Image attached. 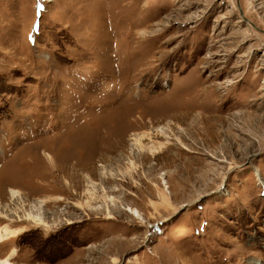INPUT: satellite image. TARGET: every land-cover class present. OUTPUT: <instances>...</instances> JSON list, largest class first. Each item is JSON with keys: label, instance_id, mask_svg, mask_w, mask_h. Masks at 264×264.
Wrapping results in <instances>:
<instances>
[{"label": "rangeland", "instance_id": "1", "mask_svg": "<svg viewBox=\"0 0 264 264\" xmlns=\"http://www.w3.org/2000/svg\"><path fill=\"white\" fill-rule=\"evenodd\" d=\"M5 210L15 264H264V0H0Z\"/></svg>", "mask_w": 264, "mask_h": 264}, {"label": "bare ground", "instance_id": "2", "mask_svg": "<svg viewBox=\"0 0 264 264\" xmlns=\"http://www.w3.org/2000/svg\"><path fill=\"white\" fill-rule=\"evenodd\" d=\"M148 136V135H147ZM150 136V135H149ZM146 137V136H145ZM144 137V138H145ZM144 139H142L143 141ZM136 143V142H135ZM138 145V144H137ZM142 147V146H141ZM146 147V146H145ZM143 148H144V144H143ZM147 148V147H146ZM147 150V149H146ZM43 154L50 160H53V156L48 153V152H43ZM152 154V152H151ZM129 171V170H128ZM163 177V176H162ZM163 181V180H162ZM167 183V181H166ZM157 187V186H156ZM116 190V189H114ZM120 190V189H119ZM117 191V190H116ZM25 192V191H24ZM90 192V200L87 201L84 205L87 208H90L91 210L93 209L91 206V201L94 198V192L93 191H89ZM8 193L10 194V201L12 202H19L20 204H24L25 201H28V196L23 193L22 191L15 189V188H9L8 189ZM166 193V192H165ZM29 195V194H28ZM31 195H34L33 193ZM43 195V194H42ZM54 195V194H53ZM30 196V195H29ZM164 194H162L161 198L162 201H165L166 198V194L165 197H163ZM31 197V196H30ZM56 199V200H55ZM110 199V204L114 207L116 206V201L115 198H108ZM63 198L60 197H53V196H40L39 198H37L36 200L34 199L29 205L31 206L30 209L27 210H23L21 212H17L18 210H9V212L12 214H14V217L17 218V222H26L30 225H32L33 227L36 228H40L41 226L44 228H48V221H47V213L45 212V207H47L49 204L53 203V202H57V201H62ZM111 205H105V209L107 212V217H105V219L108 220H114V216L110 210V206ZM78 208L83 207V204H78L77 205ZM120 208L124 209L127 213L130 212V214L136 218V220H140L143 222V217L141 215V212L137 209H133L130 208L129 206H125L123 204L119 205ZM6 208H8V206L6 205ZM101 208V206H99L98 208H96L95 210H99ZM114 209V208H113ZM8 210L2 211V215L0 216L1 218H4L6 220H9L11 222H14L11 216V214L7 213ZM68 224H72V223H68ZM26 232V229L24 227L19 228V229H15V230H10L8 225L4 226L2 228H0V245H3V243L8 242L10 239L12 238H18L20 236H22V234H24ZM18 253L16 248H12L10 250L9 256L4 257L3 259H0V264H15L12 260L13 258L16 256V254ZM113 264H118V260L113 261Z\"/></svg>", "mask_w": 264, "mask_h": 264}]
</instances>
